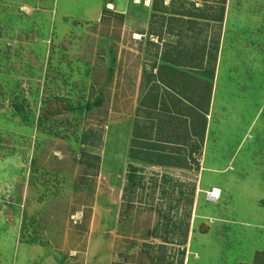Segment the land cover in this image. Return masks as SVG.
<instances>
[{"label":"rangeland","instance_id":"obj_1","mask_svg":"<svg viewBox=\"0 0 264 264\" xmlns=\"http://www.w3.org/2000/svg\"><path fill=\"white\" fill-rule=\"evenodd\" d=\"M96 2L0 0V264H264V0Z\"/></svg>","mask_w":264,"mask_h":264},{"label":"crops","instance_id":"obj_2","mask_svg":"<svg viewBox=\"0 0 264 264\" xmlns=\"http://www.w3.org/2000/svg\"><path fill=\"white\" fill-rule=\"evenodd\" d=\"M57 1V0H56ZM98 2H96L97 3V6H98V8L100 9V6H101V0H97ZM58 5H59V3L57 2V8H58ZM59 7H60V5H59ZM71 15H73V14H71ZM170 64V63H169ZM175 95H179V93L178 92H176V94ZM181 95V94H180ZM187 101V100H186ZM205 115H207V114H205ZM217 189V188H216ZM6 253V255H9V258H10V262H9V264H23V262H24V257H23V254H22V257H23V259H22V262H18V255H19V251H5ZM23 252H26L24 255H28L27 253H28V251H23ZM28 257L26 258V261H28ZM25 263V262H24Z\"/></svg>","mask_w":264,"mask_h":264},{"label":"trees","instance_id":"obj_3","mask_svg":"<svg viewBox=\"0 0 264 264\" xmlns=\"http://www.w3.org/2000/svg\"><path fill=\"white\" fill-rule=\"evenodd\" d=\"M221 21V20H220ZM89 158H94L93 155H87ZM97 157V156H96ZM94 158L95 160L98 159V158ZM130 168L134 169L135 167H133L132 165H130Z\"/></svg>","mask_w":264,"mask_h":264},{"label":"bare ground","instance_id":"obj_4","mask_svg":"<svg viewBox=\"0 0 264 264\" xmlns=\"http://www.w3.org/2000/svg\"><path fill=\"white\" fill-rule=\"evenodd\" d=\"M218 193H219V191H218V189H216L211 195L212 196H218Z\"/></svg>","mask_w":264,"mask_h":264},{"label":"built area","instance_id":"obj_5","mask_svg":"<svg viewBox=\"0 0 264 264\" xmlns=\"http://www.w3.org/2000/svg\"><path fill=\"white\" fill-rule=\"evenodd\" d=\"M209 197H210V195H209ZM211 198V197H210Z\"/></svg>","mask_w":264,"mask_h":264}]
</instances>
